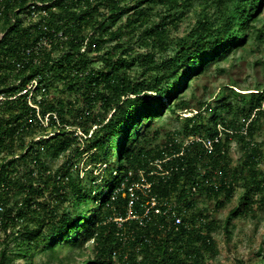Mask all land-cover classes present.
<instances>
[{
  "label": "trees",
  "instance_id": "obj_1",
  "mask_svg": "<svg viewBox=\"0 0 264 264\" xmlns=\"http://www.w3.org/2000/svg\"><path fill=\"white\" fill-rule=\"evenodd\" d=\"M263 6L264 0H0V93L6 95L0 264H36L39 252L51 264L60 243L88 240L93 253L77 264H207L217 255L218 221L197 209L192 196L204 194L220 208L241 184L222 221L227 238L234 217L264 206V140L254 139L264 87L241 92L228 85L216 104L201 102L185 116L186 136H218L210 150L171 135L152 146L149 126L166 110L187 107L174 100L211 62L250 40L264 43ZM191 8L195 20L172 36ZM31 91L40 112L54 111L58 121L40 122ZM233 140L241 148L236 162ZM85 151L94 166L80 176ZM140 172L150 190L136 189L132 197L128 187ZM164 202L181 214L179 224Z\"/></svg>",
  "mask_w": 264,
  "mask_h": 264
},
{
  "label": "rangeland",
  "instance_id": "obj_2",
  "mask_svg": "<svg viewBox=\"0 0 264 264\" xmlns=\"http://www.w3.org/2000/svg\"><path fill=\"white\" fill-rule=\"evenodd\" d=\"M195 17V9L191 8L187 16L182 19L178 29L174 28L172 30L171 35L184 34L189 25L195 20ZM124 19L125 16L117 24L123 23ZM262 24H264V6L258 21L259 26ZM138 49L143 50L142 47H138ZM94 63L97 65L98 61ZM188 84L189 87L180 94V97L174 100V103L179 102L180 99L186 100L187 107L176 109V112L166 110L162 116L151 121L149 132L152 138V146L165 144L169 135L184 142L188 137L184 131L185 116L195 113L201 107V102L211 101L216 104L215 97L220 94L224 87L235 84L237 86L235 89L241 92L255 90L254 88L258 86L263 88L264 43L259 40H250L245 47H239L230 52L226 59L211 62L208 69L193 77ZM241 103L243 101L238 99V104ZM206 115L208 117L209 112ZM146 124V122L142 124V131ZM76 129V133L80 134L81 131L78 128ZM154 130H158V135L153 134ZM254 139L256 141L264 140V113H262L258 122ZM89 154L90 151H85L80 157L78 163L80 176L90 174V169L94 166L90 161ZM230 154L233 162H236L241 154L238 141H232ZM64 158L65 155H62L53 160L51 165L57 167L63 162ZM100 164H98V168L104 167V164H101V166ZM260 168L264 170V162L260 163ZM96 170L95 167L94 172ZM241 192L242 186L237 184L234 196L220 208H216L214 206L215 201L204 194L195 192L192 196L196 201L197 209L203 208L205 212L218 221L212 235L217 242L219 252L214 257L208 258L207 264H260L262 261L264 256V206L257 208L253 213L234 217L231 222L232 232L230 238H227L222 227V221L237 204L238 195ZM92 253V240L77 245L60 243L55 249L56 258L51 261V264H77L83 258L91 256ZM35 261L36 264H48L49 262L48 256L44 252L37 253Z\"/></svg>",
  "mask_w": 264,
  "mask_h": 264
},
{
  "label": "built area",
  "instance_id": "obj_3",
  "mask_svg": "<svg viewBox=\"0 0 264 264\" xmlns=\"http://www.w3.org/2000/svg\"><path fill=\"white\" fill-rule=\"evenodd\" d=\"M37 84V78L36 79H33L28 87L33 90L34 87L36 86ZM26 90H23L21 91L24 92ZM32 94V91L29 93V104L31 106H33L35 108V113H36V116L37 118L40 120V122L44 125V126H47L49 124V121L52 119L58 121V117H57V114L54 112V111H48L47 113L45 114H42L40 112V108H39V105L38 103L34 102L30 96ZM42 96L38 95L37 96V99L40 100ZM6 98V95L4 93H0V101H2L3 99ZM192 140H197V141H201L205 147H207L209 150L213 148V143L214 141L218 140V136H215L214 138L212 137H206V138H201L200 136L198 135H190L188 136L186 139H185V142H183L184 144H186L187 142L189 141H192ZM167 172V171H166ZM136 189H142L144 191H149L150 190V183L148 182V180L146 179V177L144 176V174H142V172H140V179L138 181H135L133 182L129 187H128V190L130 191V194L131 196H135V190ZM166 206H168L169 209H171L172 211V216L174 218V224H179L181 222V214L177 213L176 210L172 209L171 207V204L170 203H167V202H164ZM131 204V202H130ZM157 204V199L155 196H151V204L150 206L153 207ZM1 209V207H0ZM149 210V208L146 209V212ZM156 211H158V209H156ZM129 213H130V217H137V215H134V214H131V210H129ZM118 220H122V218H117Z\"/></svg>",
  "mask_w": 264,
  "mask_h": 264
}]
</instances>
